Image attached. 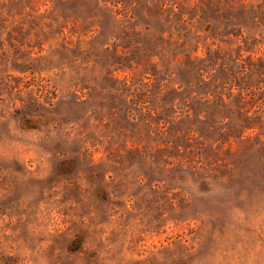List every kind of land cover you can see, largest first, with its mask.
<instances>
[{
  "label": "rangeland",
  "instance_id": "obj_1",
  "mask_svg": "<svg viewBox=\"0 0 264 264\" xmlns=\"http://www.w3.org/2000/svg\"><path fill=\"white\" fill-rule=\"evenodd\" d=\"M0 264H264V0H0Z\"/></svg>",
  "mask_w": 264,
  "mask_h": 264
}]
</instances>
